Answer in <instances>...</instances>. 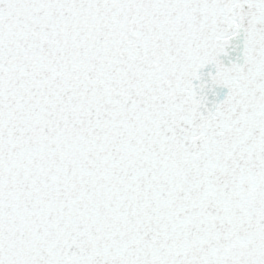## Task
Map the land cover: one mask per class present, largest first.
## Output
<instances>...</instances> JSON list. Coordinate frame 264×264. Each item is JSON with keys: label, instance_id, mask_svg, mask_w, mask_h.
Masks as SVG:
<instances>
[{"label": "water", "instance_id": "1", "mask_svg": "<svg viewBox=\"0 0 264 264\" xmlns=\"http://www.w3.org/2000/svg\"><path fill=\"white\" fill-rule=\"evenodd\" d=\"M202 257L264 264V0H0V264Z\"/></svg>", "mask_w": 264, "mask_h": 264}]
</instances>
